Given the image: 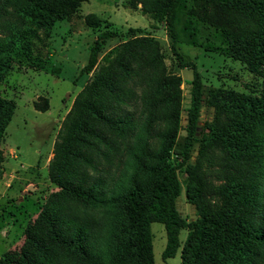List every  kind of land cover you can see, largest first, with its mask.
Listing matches in <instances>:
<instances>
[{
	"label": "trees",
	"instance_id": "1",
	"mask_svg": "<svg viewBox=\"0 0 264 264\" xmlns=\"http://www.w3.org/2000/svg\"><path fill=\"white\" fill-rule=\"evenodd\" d=\"M83 1L0 0V81L15 60L30 54L34 40H41L39 31L48 37L56 21L74 14ZM184 1H128L130 9L139 8L165 23L178 66L192 70L184 137L178 136L182 79L166 73L158 41L133 34L98 60L105 41L118 35L115 30L99 32L81 69L92 75L76 94L54 142L49 178L57 190L26 228L21 247L4 252L0 264L100 263L92 240L94 218L67 213V201L113 212L109 264H154L153 222L165 228L163 260L174 257L180 248L182 264H264V89L258 97L211 89L205 102L214 109L213 120L197 136L203 103L201 74L177 47L176 16ZM193 1L189 14L222 29L229 41L227 55L245 62L251 71L264 67V0ZM83 19L91 29L102 23L94 13ZM140 30L130 27L128 33ZM134 64L158 72L154 92L144 94L146 112L140 124L147 138H161L157 149L135 132L130 108L134 109L137 96L128 86L137 74ZM34 106L46 111L47 102ZM15 107L13 100L0 96V177L1 142ZM161 124L166 127L159 131ZM196 142L197 155L190 162ZM123 156L132 163V171L113 181L108 194L105 178ZM182 168L185 196L196 210L193 220L176 207ZM182 229L187 233L181 244Z\"/></svg>",
	"mask_w": 264,
	"mask_h": 264
},
{
	"label": "rangeland",
	"instance_id": "2",
	"mask_svg": "<svg viewBox=\"0 0 264 264\" xmlns=\"http://www.w3.org/2000/svg\"><path fill=\"white\" fill-rule=\"evenodd\" d=\"M129 0H85L78 10L69 17L56 21L48 37L34 40L33 50L24 58H19L0 81V96L14 101L16 107L11 121L6 127L1 148L3 162L0 177V256L8 250H18L23 241L26 228L35 220L41 208L57 188L49 178V162L53 156L54 142L61 123L70 109L76 94L89 81L92 73L82 72L89 58V47L96 35L115 30L118 35L105 41L98 53V60L111 47L129 39L133 34L153 37L158 41L159 53L166 73L180 75L182 82V111L178 136L185 135L186 109L189 106V90L192 70L178 66L170 49V36L165 23L158 21L138 8L130 9ZM127 2V6L124 5ZM193 0H185L178 9L176 26L178 30L177 47L184 60L195 63L201 74L203 84V103L200 109L197 136L206 131V124L213 120L214 109L205 101L213 88H225L253 97L261 95L264 89V67L251 71L240 59L227 55L229 41L222 29L191 15L188 9ZM94 13L102 20L98 29H91L84 23L83 16ZM134 27L138 32L128 33ZM39 57V60H37ZM136 64V63H135ZM134 64L137 73L128 86L136 92L134 109L135 132L149 140L151 149H157L160 137L149 136L140 128L145 117L144 94L154 92L157 73L145 66ZM37 65H40L37 66ZM134 72V74H135ZM47 102L46 111H39L34 103ZM165 124L157 129L164 130ZM134 132V133H135ZM132 138L133 142L137 137ZM140 139V138H139ZM198 142L191 150L190 162H194ZM127 156L118 158L106 176V192L119 178L124 179L132 171V163ZM181 193L176 199V207L188 220L196 218V210L185 196L186 174L178 171ZM114 181V182H113ZM112 182V184H110ZM115 189H117L115 187ZM67 213L88 214L95 220L92 233L93 245L99 250L101 262L109 264L110 228L114 214L109 208H93L73 201L65 203ZM154 264H182L180 248L174 257L163 260L162 251L166 244V233L162 223H151ZM187 230L179 233L181 244Z\"/></svg>",
	"mask_w": 264,
	"mask_h": 264
},
{
	"label": "crops",
	"instance_id": "3",
	"mask_svg": "<svg viewBox=\"0 0 264 264\" xmlns=\"http://www.w3.org/2000/svg\"><path fill=\"white\" fill-rule=\"evenodd\" d=\"M127 4V2L124 4V5H126ZM127 6V5H126ZM138 10H139V8H138Z\"/></svg>",
	"mask_w": 264,
	"mask_h": 264
}]
</instances>
